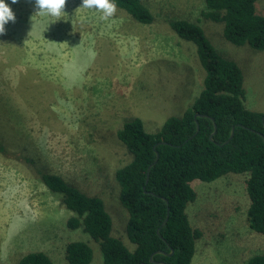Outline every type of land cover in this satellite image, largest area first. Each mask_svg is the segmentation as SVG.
Returning a JSON list of instances; mask_svg holds the SVG:
<instances>
[{
	"label": "rangeland",
	"instance_id": "obj_1",
	"mask_svg": "<svg viewBox=\"0 0 264 264\" xmlns=\"http://www.w3.org/2000/svg\"><path fill=\"white\" fill-rule=\"evenodd\" d=\"M143 2L155 17L150 25L118 8L101 20L100 12L78 8L80 0H65L56 18L36 15L33 0H5L15 22L0 34V140L43 171L102 199L112 234L133 250L115 179L132 156L117 131L140 118L148 132H156L167 118L181 117L205 77L196 46L180 39L168 20L201 26L214 48L242 69L246 108L264 113V50L226 41L223 25L202 16L204 0ZM256 9L264 16V0ZM247 179L230 173L191 183L197 199L186 213L201 232L192 264H248L264 254V234L246 221ZM71 216L34 167L0 154V264H17L31 252L69 264L65 250L71 242L87 243L90 264H104L99 244L80 228H68Z\"/></svg>",
	"mask_w": 264,
	"mask_h": 264
},
{
	"label": "trees",
	"instance_id": "obj_2",
	"mask_svg": "<svg viewBox=\"0 0 264 264\" xmlns=\"http://www.w3.org/2000/svg\"><path fill=\"white\" fill-rule=\"evenodd\" d=\"M115 2L116 8L140 24L155 21L143 0ZM204 2L202 16L223 25L226 41L264 50V16L257 13L258 0ZM168 25L180 39L196 46L205 77L199 96L181 117L167 118L156 132H148L140 118L126 121L117 131L132 156L116 170L115 179L120 186V202L129 214L126 236L134 250L112 234L113 220L102 199L43 171L33 158L9 150L0 140L4 158L34 167L46 188L60 197L74 214L68 219V228H80L98 243L104 264H192L201 232L191 226L186 213L188 205L197 199L191 183L213 182L230 173L248 174L246 221L252 231L264 234V113L246 108L242 69L214 48L201 26L187 19L168 20ZM197 123L199 131L194 136ZM214 123L217 130L211 139ZM232 128L234 136L225 144ZM156 152L159 159L146 181ZM168 209V221L162 227ZM92 257V248L84 242H71L65 250L69 264H90ZM17 264L52 261L43 252H31ZM248 264H264V254L251 257Z\"/></svg>",
	"mask_w": 264,
	"mask_h": 264
},
{
	"label": "clouds",
	"instance_id": "obj_3",
	"mask_svg": "<svg viewBox=\"0 0 264 264\" xmlns=\"http://www.w3.org/2000/svg\"><path fill=\"white\" fill-rule=\"evenodd\" d=\"M10 3L15 4L17 0H10ZM64 4L65 0H33L35 14L49 18L60 17L64 13ZM78 8L98 11L100 19L103 20L113 16L116 2L115 0H80ZM9 22H15V15L5 0H0V34L5 32V25Z\"/></svg>",
	"mask_w": 264,
	"mask_h": 264
},
{
	"label": "water",
	"instance_id": "obj_4",
	"mask_svg": "<svg viewBox=\"0 0 264 264\" xmlns=\"http://www.w3.org/2000/svg\"><path fill=\"white\" fill-rule=\"evenodd\" d=\"M202 116L206 117V115H202ZM196 122H197V121H196ZM216 130H217V127H216V124L214 123V131H213V133H212V135H211V139H213V135L216 133ZM198 131H199V126H198V123H197V130H196L194 136L197 135ZM233 136H234V128H232L231 133H230V137H229V139L225 142V144H227V143L233 138ZM263 139H264V137H263ZM158 159H159V153L156 152V159H155V161H154L151 165H149V167H148L146 181H148V179H149V174H150V170H151L152 167L157 163ZM168 217H169V209L167 210V217H166L165 221L163 222L162 227L167 223V221H168ZM158 234L160 235L159 230H158ZM172 253H173V251L171 250L170 254H172ZM170 254H169V255H170Z\"/></svg>",
	"mask_w": 264,
	"mask_h": 264
},
{
	"label": "bare ground",
	"instance_id": "obj_5",
	"mask_svg": "<svg viewBox=\"0 0 264 264\" xmlns=\"http://www.w3.org/2000/svg\"><path fill=\"white\" fill-rule=\"evenodd\" d=\"M19 142V141H18Z\"/></svg>",
	"mask_w": 264,
	"mask_h": 264
}]
</instances>
